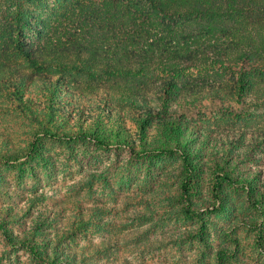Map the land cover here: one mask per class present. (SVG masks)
Wrapping results in <instances>:
<instances>
[{
  "label": "rangeland",
  "instance_id": "obj_1",
  "mask_svg": "<svg viewBox=\"0 0 264 264\" xmlns=\"http://www.w3.org/2000/svg\"><path fill=\"white\" fill-rule=\"evenodd\" d=\"M101 4L84 1L95 18L106 10ZM64 76L65 84L102 94L126 83L80 72ZM232 76L207 79L228 83ZM24 84L34 103L24 112L0 90V220L6 228H0V264H42L32 248H57L58 260L71 254L82 264H217V251L226 248L229 264H264V104L254 103L250 92L223 107L174 115L185 123L179 141L189 139L197 150L189 173L176 140L162 139L157 116L142 126L116 100L122 110L116 128L81 124L64 112L66 104L86 103L73 89L43 111L47 104L35 101L38 83ZM226 131L245 139L230 142ZM164 144L172 151H152ZM38 217L46 223L37 225Z\"/></svg>",
  "mask_w": 264,
  "mask_h": 264
},
{
  "label": "trees",
  "instance_id": "obj_2",
  "mask_svg": "<svg viewBox=\"0 0 264 264\" xmlns=\"http://www.w3.org/2000/svg\"><path fill=\"white\" fill-rule=\"evenodd\" d=\"M84 1L0 0V90L9 93L23 112L34 104L26 99L27 81L38 83L41 96L35 101L47 104L43 111L56 108V99L73 89L72 95L86 103L66 104L65 115L77 117L81 124L94 122L95 127H117L122 118L116 107L119 100L142 126L153 124L157 116L162 139L176 140L192 173L197 150L188 146L191 140L179 141L185 123L174 115L181 110L204 111L209 105L223 107L232 99L239 102L247 91L254 103L264 104V0H100L106 10L96 18ZM29 32L37 39L32 40ZM65 72L123 78L126 83L103 88L102 94L100 88L63 83ZM225 72L234 73L232 81L207 79H219ZM45 134L56 135L50 129ZM223 135L235 144L245 139L232 131ZM251 135L260 141L258 133ZM165 145L152 151H172ZM36 220L40 226L46 223V218ZM0 228L6 229L2 220ZM57 250L42 253L32 248L42 264L83 263L71 254L58 260ZM227 252L217 251V264H229Z\"/></svg>",
  "mask_w": 264,
  "mask_h": 264
}]
</instances>
